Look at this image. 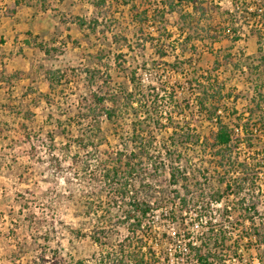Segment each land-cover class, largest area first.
<instances>
[{
	"label": "rangeland",
	"instance_id": "obj_1",
	"mask_svg": "<svg viewBox=\"0 0 264 264\" xmlns=\"http://www.w3.org/2000/svg\"><path fill=\"white\" fill-rule=\"evenodd\" d=\"M105 1L109 3L101 6L99 28L96 25L95 32L83 38V48L80 40L72 44L59 39H56L59 44L47 47L51 55L41 62L42 73L61 70L64 77L54 82L53 89L49 85L33 102L21 104L15 119L11 118V134L1 141L0 264H99L107 260L106 253L112 249L119 254H132L138 261L144 257V264H167L170 259L173 264H181V197L184 194L193 198L200 192L213 196L224 190L222 183L235 180L228 160L215 155L219 148L214 147L211 135L216 126L199 115L196 98L201 96V84L205 82L200 80L211 72L225 83V94L229 92L232 96L229 106L238 100L240 113L248 107L245 97L249 93L240 70L249 67L253 69L252 77H260L264 82V40L260 52L258 29L252 28L247 12L263 0H238V6L232 0H214L218 7L211 14L212 27L206 29L209 15L200 16L202 25L198 31L191 29L196 38L192 42L195 51L184 41H178L179 32L174 33L170 42L166 39L156 46L153 38L159 33L152 19L145 27L130 25L123 9L117 14L115 0ZM133 1L142 10V6L149 9L156 6L159 0ZM176 10L180 11L178 5ZM176 20L174 15L167 25H175ZM93 21L87 26L91 31ZM186 24L181 18V30L188 32ZM232 25L240 40L235 41L234 33H218ZM163 34L166 37L167 32ZM163 49L168 50V56L161 59L157 52ZM176 57L179 69L173 71L170 66L175 64ZM215 67L219 68L217 73L212 72ZM131 70H137L144 88L156 87L164 96L174 89L175 101L181 102L185 110L177 108L174 101H162L156 106L157 119L163 125L145 127L153 139L151 155L170 152L163 153L159 162L150 158L142 163L145 182H153V192L146 200L153 203L154 198L159 200L154 205L159 209L151 214L147 226L128 237V226L122 223L128 201L118 194V181L106 182L104 174L112 170L117 153L138 152L140 141L135 139L133 122L145 121L147 114L135 116L132 110L120 105L117 124L99 115L101 132L91 133V117L85 116L89 115L86 110L79 116L78 105L107 80V74L113 88L126 87ZM160 84L166 92H161ZM185 99L190 102L188 107ZM147 104L152 106L151 101ZM20 112H24V122L16 119ZM168 122L172 125H167ZM82 133L87 136L81 145L78 141ZM172 142L181 145L180 161L175 165L169 162L170 156L177 155ZM254 142L264 146V133ZM176 166L181 171H176L179 181L173 185L169 171ZM129 168L123 164L120 171ZM233 184L236 192L238 186ZM144 194H140L141 200ZM262 222L260 234L264 239ZM102 229L106 238L96 242L93 235Z\"/></svg>",
	"mask_w": 264,
	"mask_h": 264
},
{
	"label": "trees",
	"instance_id": "obj_2",
	"mask_svg": "<svg viewBox=\"0 0 264 264\" xmlns=\"http://www.w3.org/2000/svg\"><path fill=\"white\" fill-rule=\"evenodd\" d=\"M232 1L236 6H238V0ZM180 4L182 7H184V9L191 8V11H181V18L186 21V25L189 28H186L188 32H186L185 30H180V32L182 31L181 36H183V41L185 42V44L190 46L191 51H195L196 47L194 46V44H192V42L196 38H194V31L192 32L191 29L198 31L199 27H201L202 25L200 16H209L213 13V10L218 7V5L215 4L214 0H159L157 5L153 6V11L151 14V23L157 27V32L159 33L157 38H153V40L156 41V46H159L161 45V43H165L167 41L166 39L169 40L173 36V33L169 32L167 29L168 19L166 18V15L172 12L175 9V6ZM97 5L99 7H101L102 5L104 6L106 5V1H97ZM167 7H169V9ZM131 11L135 12L134 19L140 25H142L144 22H148L147 11L145 9L139 10L138 7L132 6ZM247 15L248 18L252 19V28L258 29L257 43L261 46L263 44L262 41L264 40V0L260 4L256 3L255 9L251 11L249 10L247 12ZM211 18L212 15L208 19L209 22L208 24H206V29L212 27V24H210ZM92 23L94 24V27H92L91 29L95 30L98 22L97 20H94ZM83 24L84 23L81 22V25ZM223 29V31L218 30V33H234L236 35V38H234L235 41L241 39V36L238 35V30L235 29L233 25L232 28L226 27ZM163 32H167L166 37ZM167 45L171 47V44L168 43ZM40 47H42V45H40ZM258 49L260 52L263 51L262 46ZM167 51L168 50L166 49L159 50L157 54L161 59H164L168 56ZM185 53L187 52H185L184 50L183 54L185 55ZM118 57H122V55ZM177 59L178 57H176L175 64H172L170 66L173 68V71L175 69H179V66H177ZM218 70L219 68L215 67L212 69V72L217 73ZM88 71L91 75L92 72L90 70ZM60 72L61 70H56L49 71L47 73L51 89H53L54 82L58 80L62 81L64 75H61ZM128 73L129 74H127V80L129 81V85L127 84L126 87L119 88H113L111 86V77L107 74V80L104 81L102 85H99L97 87L98 90L96 89L94 92H91L90 97L82 98L78 105V115L80 116V113L82 114V111L84 110L89 113V115L87 114L85 116L91 117V129H93L91 133H93L94 131L101 132L98 118L100 117L99 115L103 116L104 119H106V121H108L109 123L113 125L117 124L119 119L118 109L120 105L127 110H132L135 116L141 112H145L147 114L145 121L135 119V121L133 122L135 128V139H138L140 141V148L138 152L137 150H132L128 155L124 153H117L116 163L112 167V170H107L104 174L106 182H110L111 180L112 182H114L115 180L118 181V187L116 188L118 194L123 200L128 201V207L122 214V223L128 226V237H131V235L136 234L137 231H140L142 228L147 226V222H150L151 214L159 209V206L154 207L155 203H159V200L157 202V199L154 198V203L146 200L147 197L150 198V194L153 192V182H145L146 178L143 174L142 163L146 159L150 160V158L155 159L159 162L161 159H163V153L167 155V153L170 152L165 150L164 152H158V155H151L153 139L152 137L148 136L149 130H146L145 127L150 126L151 124L163 125L160 124L159 119H157V113L159 109L158 106H156L162 103V101H174L177 108L182 107L184 110L185 107L181 106V102L179 103L178 101H175L174 89L171 92H168L167 96H164L163 94L158 92V88L156 87H142L137 77V70H131ZM94 74L96 75V73ZM252 76H254L253 69L248 67L246 82L248 84L247 90L249 95L245 97V100L247 102L246 105H248V107L241 113L239 112V108L237 107L238 100L231 102V106L228 105V103L232 101L233 98L232 96H230L229 92L225 94L227 88L225 86V83L219 80L218 76H215L214 74L212 75L210 72L206 77L200 80L205 82L201 84L203 88L201 96H197L196 98L197 109H199L200 116L203 115L206 121H209L216 126V132L211 135V139L213 141L214 147L219 148L215 155H219L218 157H221L223 160H230L231 154L228 155L225 150L232 152V148H230L229 145L239 140L238 138L233 137V127L243 128L244 141L247 143H253L259 134L264 133V82L261 81L260 77L253 78ZM160 85L162 87L161 92H166L167 90H163V84ZM148 101H151V107L147 104ZM185 103L187 107L188 105H190V102L186 99ZM96 112L100 114L91 116L92 113L94 115ZM168 120H170V118H168ZM136 121H139V123H137ZM167 125H172V123L168 122ZM165 126L162 127L167 128ZM136 129H141V131L137 134ZM81 136L82 139H80V141L78 142L82 145V143L86 141L85 137L87 136V134L82 133ZM88 141L91 142V138H88ZM207 141H209V139H207ZM183 143L185 142H182L181 144ZM172 146H174L173 152H176L177 155L170 156L169 162L171 163V165H175L180 161L181 151L178 148L181 147V145H177V142H172L171 147ZM86 147H88V144ZM166 148L168 147L166 146ZM222 149L223 153L220 152ZM85 161L87 164V160ZM124 161L126 163H124ZM123 164L130 168L128 171L125 170L122 173V171H120V168ZM156 164L157 162H154V165ZM176 171H181L180 166L173 167V170L169 171L170 180L172 181L173 185H176L179 181L176 179ZM143 193H145V196H143L144 199L141 200L140 194ZM104 229H102L99 234L95 233V235H93V239L96 242H101L104 238H106ZM106 256L107 260L100 261L99 264H111V262L113 264H144L145 259L144 257H142L138 261L133 258L132 254H119L117 250L113 249L111 251H108L106 253Z\"/></svg>",
	"mask_w": 264,
	"mask_h": 264
},
{
	"label": "crops",
	"instance_id": "obj_3",
	"mask_svg": "<svg viewBox=\"0 0 264 264\" xmlns=\"http://www.w3.org/2000/svg\"><path fill=\"white\" fill-rule=\"evenodd\" d=\"M97 1L0 0V149L5 137L11 134L10 121L15 117L17 109H21V104L33 102L37 95L45 93L49 88L47 73H42L40 66L41 62L50 58L51 50H47V47L52 48L59 44L56 41L59 39L68 40L72 44L74 40H80L83 48V38L90 37V33L95 32L87 27L91 20L98 21L97 29L101 22L102 10ZM115 2L117 14H121L123 9L130 25L145 27L150 23L153 7L149 9L148 6H142V10L147 11L148 22L140 25L134 19L135 12L131 11L132 6L139 8L134 4L137 1ZM181 7V4L178 5V12L175 6V9L166 15L168 22L174 15L177 16L175 25H167L168 31L173 33L169 42L175 37V32H179L176 33L178 41H183L180 32ZM184 10L191 11V8ZM81 22L84 24L81 25ZM80 61L84 59L81 58ZM244 83L246 87L248 84L245 81ZM43 86L45 89H42ZM23 113L20 112L16 119L24 122Z\"/></svg>",
	"mask_w": 264,
	"mask_h": 264
},
{
	"label": "built area",
	"instance_id": "obj_4",
	"mask_svg": "<svg viewBox=\"0 0 264 264\" xmlns=\"http://www.w3.org/2000/svg\"><path fill=\"white\" fill-rule=\"evenodd\" d=\"M247 72L240 70L245 82ZM233 137L235 180L213 196L181 197V264H264V146L245 142L242 127H233Z\"/></svg>",
	"mask_w": 264,
	"mask_h": 264
}]
</instances>
